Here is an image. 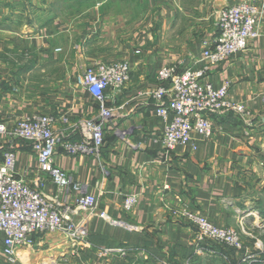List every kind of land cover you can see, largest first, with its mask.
<instances>
[{
    "label": "crops",
    "instance_id": "1",
    "mask_svg": "<svg viewBox=\"0 0 264 264\" xmlns=\"http://www.w3.org/2000/svg\"><path fill=\"white\" fill-rule=\"evenodd\" d=\"M82 1L67 0L74 12L51 16L65 2L0 0V41L7 55L0 53V60L8 58L5 51H12L14 41L20 43L19 58L35 54L37 60L0 61V120L11 125L22 116L53 114L59 138L55 163L84 193L95 195L96 212L106 214L88 216L75 209L73 219L85 223L83 243L72 245L58 233L37 235L34 247L24 251L28 257L23 263L29 264L34 251L43 253L45 264H205V256L196 252L201 245L196 226L174 211L187 208L226 227L243 219L242 174L264 153V17L247 48L211 66L205 78L217 87L229 82L228 97L243 104L246 113H208L214 129L210 139L197 137L195 149L185 144L166 153L158 140L164 124L151 95L161 84L157 70L177 62L201 67L203 43L217 35L219 10L248 0H92L79 6ZM97 61L126 62L129 79L106 92V105L114 109L99 154L70 155L62 143L85 138V121L96 118L100 109L76 83V75ZM38 69L51 78L36 82L40 91L34 97L26 87ZM5 146L15 152L18 174L24 173L33 186L38 171L31 143L17 139ZM42 189L74 207L75 192L50 180ZM129 194L137 196V203L124 210L123 198ZM109 247H122L126 255H99ZM2 260L6 262L0 234V264Z\"/></svg>",
    "mask_w": 264,
    "mask_h": 264
},
{
    "label": "built area",
    "instance_id": "2",
    "mask_svg": "<svg viewBox=\"0 0 264 264\" xmlns=\"http://www.w3.org/2000/svg\"><path fill=\"white\" fill-rule=\"evenodd\" d=\"M264 17V0L239 1L223 7L218 12L217 35L205 41L199 68L181 66V62L165 65L157 70L160 81L151 95L157 102L155 114L163 121L159 142L168 153L179 145L197 147V137L208 140L213 135V125L208 113L235 112L245 114V106L228 97L229 82L215 86L206 78L209 68L245 50L251 40L259 35V26ZM129 79V66L123 61L93 62L76 75V83L83 86L99 103L96 118L85 121L86 136L80 140L63 142L61 147L70 155H98L104 144L106 122L114 107H108L107 91L120 88ZM55 116L51 113H36L18 118L8 125L0 120V234L1 253L8 263L19 260V251L32 249L35 236L58 233L72 245L83 243L86 235L83 220L71 216L76 210L88 216L96 212L97 198L84 193L82 185L54 161V150L59 138L54 131ZM67 122V116L60 117ZM17 139L29 141L35 152L38 175L30 185L24 173L16 170V155L9 145ZM46 180L66 191L75 192L74 207L64 205L56 196L44 193ZM169 188L168 184L163 190ZM137 203L135 194L123 198L122 208L131 209ZM196 226V241L201 244H223L232 249L240 248L235 228L218 226L206 215L183 208L174 211ZM209 254L213 251L208 249ZM110 252L126 255L122 247L99 250V255Z\"/></svg>",
    "mask_w": 264,
    "mask_h": 264
},
{
    "label": "rangeland",
    "instance_id": "3",
    "mask_svg": "<svg viewBox=\"0 0 264 264\" xmlns=\"http://www.w3.org/2000/svg\"><path fill=\"white\" fill-rule=\"evenodd\" d=\"M63 5L58 9H53L51 11V16L53 15H60L66 16L68 14H72L74 11L68 10L67 0H59ZM92 0L82 1V5H88L91 3ZM78 6V5H77ZM3 9V8H2ZM4 45L5 42L0 41V53H4ZM17 47L18 49L14 48ZM19 47L20 43L14 41L12 43L11 50H6L5 52L9 53L8 58L4 59L3 62L9 63H19L23 62L24 60L28 63L35 61L36 59L32 58V55L35 54H28L23 55V58H19ZM63 49H56L55 52H62ZM5 56H7L5 54ZM38 59V58H37ZM37 61V60H36ZM31 74V73H30ZM49 76L41 75L40 69L37 71L33 70V73L29 76V80L26 87V93L29 95L36 97L39 94L38 89H36L37 85L36 82L46 80L48 81ZM51 78V77H49ZM51 79H49L50 81ZM45 93L50 94L51 90L46 89ZM250 170L247 172H243V176L245 177L241 180L239 184L240 190L243 193V198L241 200V211L243 212V219L238 222L237 226L232 227L235 228L238 232V237L240 241V248L239 249H232L227 245L219 244V245H212L214 248L209 247L210 243H206L205 249H210L215 254L211 255V257H206V251H201L200 253L205 256V258H209L208 260L204 259L205 264H264V153L259 157L256 158L255 163H251ZM245 202V203H243ZM226 252V253H225ZM43 253L37 254L36 252H31L30 262L29 264H45L43 262ZM5 259V258H4ZM6 260V259H5ZM7 262V261H6ZM5 261L2 260L3 264H7ZM24 261L20 259L14 263L8 264H25ZM54 264H66L64 261H57Z\"/></svg>",
    "mask_w": 264,
    "mask_h": 264
},
{
    "label": "bare ground",
    "instance_id": "4",
    "mask_svg": "<svg viewBox=\"0 0 264 264\" xmlns=\"http://www.w3.org/2000/svg\"><path fill=\"white\" fill-rule=\"evenodd\" d=\"M18 255H19V258H20L21 261L27 260L28 256H27L26 252L23 251V252L19 253Z\"/></svg>",
    "mask_w": 264,
    "mask_h": 264
},
{
    "label": "trees",
    "instance_id": "5",
    "mask_svg": "<svg viewBox=\"0 0 264 264\" xmlns=\"http://www.w3.org/2000/svg\"><path fill=\"white\" fill-rule=\"evenodd\" d=\"M212 245H214V244H210L209 245V247L211 246V248H214ZM215 245H219V244H215ZM226 253V252H225ZM211 257V256H210Z\"/></svg>",
    "mask_w": 264,
    "mask_h": 264
}]
</instances>
